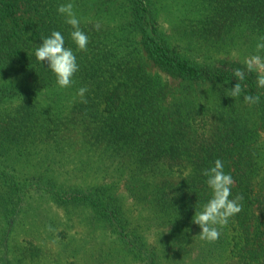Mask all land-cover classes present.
Wrapping results in <instances>:
<instances>
[{"label":"trees","instance_id":"trees-1","mask_svg":"<svg viewBox=\"0 0 264 264\" xmlns=\"http://www.w3.org/2000/svg\"><path fill=\"white\" fill-rule=\"evenodd\" d=\"M69 2L89 38L84 51L57 11ZM52 31L79 65L67 88L35 57ZM262 36L264 0H0V250L8 251L30 191L7 160L66 145L77 146L78 170L94 164L101 180L65 186L48 178L35 188L88 209L93 229L113 238L93 264H264V88L244 64L264 57L256 51ZM237 68L245 79L233 98ZM216 159L233 178L230 199L243 196L242 211L208 242L192 218L212 196L202 172ZM124 189L148 204L147 228L126 209Z\"/></svg>","mask_w":264,"mask_h":264},{"label":"rangeland","instance_id":"rangeland-1","mask_svg":"<svg viewBox=\"0 0 264 264\" xmlns=\"http://www.w3.org/2000/svg\"><path fill=\"white\" fill-rule=\"evenodd\" d=\"M166 12L161 20L167 30L166 26L169 27L172 18L171 12ZM147 66L152 73L160 72L150 61L147 62ZM160 73L172 85L176 84L174 79ZM71 104L66 102L63 107L65 112L68 113L72 109ZM71 147L65 145L56 152L55 149L46 151L41 147L31 155L23 153L17 157L14 154L7 160L13 161L12 168L17 171L18 178L30 187V191L24 208L19 213V221L10 232L8 251L0 250V264L5 261L6 264H93L94 251L102 247V244L107 247L114 241L110 235L93 229L89 222L91 213L88 209L59 205L35 188L37 184L46 183L48 178L53 179L58 185L65 186L101 180L92 171L94 164H91L92 167H88L86 172L78 170L77 146ZM125 191L124 189L126 209L147 228L154 220L148 204L142 201L140 192L135 196ZM148 232L153 235L151 230ZM31 242L38 246L34 247L35 251L29 250Z\"/></svg>","mask_w":264,"mask_h":264},{"label":"clouds","instance_id":"clouds-1","mask_svg":"<svg viewBox=\"0 0 264 264\" xmlns=\"http://www.w3.org/2000/svg\"><path fill=\"white\" fill-rule=\"evenodd\" d=\"M57 11L71 26L70 36L78 49L86 50L89 38L80 28V20L74 12V5L70 2L60 4ZM95 27L98 30L99 24ZM42 41L43 43L35 50L36 59L48 63V68L56 75L60 88L70 87L73 84V76L79 71V65L72 49L65 47L64 36L59 31H52L50 36L42 37ZM256 51L257 53L264 51V36L260 37ZM244 64L247 72L257 73V86L264 88V57L259 54L251 55L245 59ZM234 76L239 82L230 89L229 96L233 98L240 96L243 91L240 81L245 79V72L237 68L234 70ZM87 91V87L78 89L77 95L81 97L83 103H87L84 99ZM244 101L248 104H257L260 96L244 95ZM202 175L207 177L206 183L212 190V196L199 211L195 210L192 223L202 229L199 234L201 240L215 242L220 238L221 229L228 225L229 219L242 211L243 196L237 194L230 199L234 181L230 174L225 173L224 164L220 159L215 160L214 166L204 169Z\"/></svg>","mask_w":264,"mask_h":264}]
</instances>
